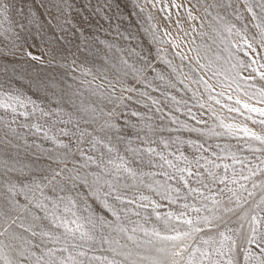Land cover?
<instances>
[{
  "label": "snow or ice",
  "instance_id": "6c2138e0",
  "mask_svg": "<svg viewBox=\"0 0 264 264\" xmlns=\"http://www.w3.org/2000/svg\"><path fill=\"white\" fill-rule=\"evenodd\" d=\"M131 3L0 0V264H264V0Z\"/></svg>",
  "mask_w": 264,
  "mask_h": 264
},
{
  "label": "rangeland",
  "instance_id": "374dc122",
  "mask_svg": "<svg viewBox=\"0 0 264 264\" xmlns=\"http://www.w3.org/2000/svg\"><path fill=\"white\" fill-rule=\"evenodd\" d=\"M79 2L84 3V2H86V0H79ZM166 2L170 3V0H166ZM177 2L180 3V2H182V0H177ZM193 2H195V0H193ZM92 3H95V0H92ZM141 3H143V0H141ZM125 5H127V6L125 7ZM160 6L161 5H158L157 9H152L151 5H149L148 10L153 13V16L155 18L154 22H156L157 24L162 25L164 27H168L170 23L174 24V21L176 19L175 14H176L177 10L176 9H169L172 12L173 16H172V22H168V21H165L163 19L165 13L159 11ZM121 7L123 9V15L125 17V19L120 21V23L122 25L121 31L126 30V31L132 32L133 34L136 35V40L132 42L134 46H138V48L143 49L145 51V53H147L150 50L154 52V48L150 44L148 37L144 34L143 28L141 27L142 24L144 25V27H147V21L144 18V14H138L139 10L133 9L131 0H121ZM39 11L41 13L44 12L43 9H39ZM180 12H181V15H183L182 9L180 10ZM44 15H45V18H48L46 13ZM185 26L187 27V25H185ZM105 27H107V25H105ZM46 31H47V34L44 36L45 40H47L48 36L53 33L54 29L49 28ZM86 31L89 33L99 35L101 38H104V35H105L103 30L96 32L95 27H89L86 29ZM107 38L112 39V36H108ZM70 39H75V38L70 36ZM33 41L35 42V44L37 46H41V47L44 46L41 39L39 38V34L37 33V30L35 28L32 29V35L29 37V42L31 43ZM120 43L123 44L124 41H120ZM33 50L35 51L36 49H33ZM176 62L179 63V61H176ZM157 67L164 70V66L162 64H158ZM17 68L19 69V65H17ZM31 72H32V70L29 69L28 73L24 74L23 80H14L13 86L19 88L26 95L31 96L33 99H36L38 102H40L42 104H47V101L43 97V93L41 91H39L33 83L30 82L33 79V75L29 74ZM64 72H65V69H62L59 67H50V68H46V69L42 70L40 72V75L45 77V78H51L53 76L59 77ZM165 72H166V70H165ZM64 79L69 80V82H71L69 77H67V76H64ZM258 83H259V81H258ZM61 86H63V85H61ZM173 94L177 95L178 98L182 97L181 93L174 92ZM154 95H158V93L154 94ZM189 96H190V93L183 95L182 98L188 99ZM189 102L191 103V101H189ZM134 107H138V106H134ZM140 110L144 111L143 109H140ZM193 111L198 112L199 110L193 109ZM2 114L3 113L0 112V115H2ZM204 118L207 119V113L205 114ZM157 123H159V121H157ZM190 123H194V121H190ZM250 126L257 128V130H258L257 126H254V125H250ZM163 135L168 136L169 133L165 132V133H163ZM172 135H175V133H173ZM184 135L187 136L188 134L185 133ZM193 138H195V136H193Z\"/></svg>",
  "mask_w": 264,
  "mask_h": 264
}]
</instances>
